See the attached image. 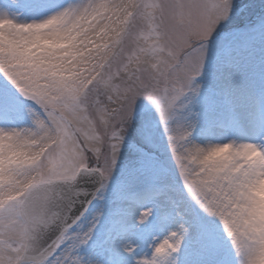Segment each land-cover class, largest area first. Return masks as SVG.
Wrapping results in <instances>:
<instances>
[{
    "label": "snow or ice",
    "instance_id": "obj_1",
    "mask_svg": "<svg viewBox=\"0 0 264 264\" xmlns=\"http://www.w3.org/2000/svg\"><path fill=\"white\" fill-rule=\"evenodd\" d=\"M0 264H264V0H0Z\"/></svg>",
    "mask_w": 264,
    "mask_h": 264
}]
</instances>
